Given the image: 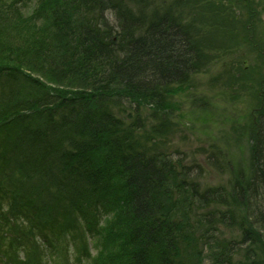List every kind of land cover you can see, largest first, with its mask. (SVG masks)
I'll list each match as a JSON object with an SVG mask.
<instances>
[{"label": "trees", "instance_id": "1", "mask_svg": "<svg viewBox=\"0 0 264 264\" xmlns=\"http://www.w3.org/2000/svg\"><path fill=\"white\" fill-rule=\"evenodd\" d=\"M131 3L0 0V170L22 168L0 180V262L264 264V107L248 169L203 187L169 150L198 49L170 12Z\"/></svg>", "mask_w": 264, "mask_h": 264}, {"label": "rangeland", "instance_id": "2", "mask_svg": "<svg viewBox=\"0 0 264 264\" xmlns=\"http://www.w3.org/2000/svg\"><path fill=\"white\" fill-rule=\"evenodd\" d=\"M131 1L135 12L143 3L142 10L149 15L155 10L170 12L186 27L198 49L200 73L192 78L191 87L185 88L180 97L175 95L172 102L174 131L169 150L179 151L186 164L193 158L201 164L204 172L199 182L203 187L227 186L236 170L248 169L257 113L264 107V0ZM109 20L113 22L110 15ZM211 151L222 156L230 173L222 175L208 164ZM16 163L11 167L8 162L10 172L0 170L4 186L7 176L12 182L21 179L14 168H22ZM193 175L197 178L196 170ZM223 233L231 237L228 230ZM94 246L95 242H78L76 254L90 253L93 257L97 254ZM34 261L40 264L39 253Z\"/></svg>", "mask_w": 264, "mask_h": 264}]
</instances>
